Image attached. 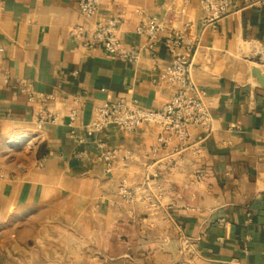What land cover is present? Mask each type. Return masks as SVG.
Wrapping results in <instances>:
<instances>
[{"label":"crops","instance_id":"1","mask_svg":"<svg viewBox=\"0 0 264 264\" xmlns=\"http://www.w3.org/2000/svg\"><path fill=\"white\" fill-rule=\"evenodd\" d=\"M78 1L0 0V264H264V7L205 26L199 0L173 14L172 0H104L90 19ZM118 9L125 45L145 44L137 27L152 16L165 39L181 32L196 43L192 76L212 130L192 127L185 150L161 146L153 123L86 136L100 104L134 98L161 108L173 93L162 78L171 61L164 38L154 65L147 47L132 62L69 35ZM99 140L132 157L105 171ZM155 172L162 205L127 201L121 186L145 187Z\"/></svg>","mask_w":264,"mask_h":264},{"label":"built area","instance_id":"2","mask_svg":"<svg viewBox=\"0 0 264 264\" xmlns=\"http://www.w3.org/2000/svg\"><path fill=\"white\" fill-rule=\"evenodd\" d=\"M103 2L104 0H79L78 4L83 16L90 19L100 11ZM199 2L203 11L205 26L215 25L235 8L264 7V0H199ZM188 4L189 0H172L167 8L173 14L174 8L178 5V8L185 12ZM123 12V9H118L108 20L96 21L91 25L73 24L68 33L71 37L83 38L85 48L91 49L99 46L115 57L132 62H138L142 50L147 47L152 50L153 64L156 65L158 62L156 48L164 38L161 33L165 28L164 21L155 16L143 20L137 27V31L147 37L145 44L140 47L125 45L118 34ZM165 41L171 55V61L162 72V78L173 88L171 99L161 108L145 107L134 98H120L116 101L100 104L96 108L95 117L86 127L87 137L97 140L96 136L104 133L111 124H115L127 132H132L144 123H153L160 129L158 142L161 146L168 147L172 141H177L179 146L177 150L182 151L191 145L192 127H204L208 132H211L212 115L206 101V91L196 84L192 76V60L196 43L192 40H186L181 32L169 34ZM35 97L34 94H30L31 99ZM39 99L45 103L48 96L42 94ZM77 116L78 110L72 109L70 112L71 122ZM58 117V114L52 118L41 116L36 121L37 128L42 129L45 122L48 120L55 122ZM78 140L83 142L84 137H78ZM17 143L18 141H11L10 144ZM201 150L202 147L199 145L194 148L196 153ZM131 157L130 150L121 153L118 148L108 147L101 140L97 142L95 159L104 165L107 172H111L118 162ZM177 162L178 160L175 161V163ZM202 174L201 171L198 176L201 177ZM158 175L159 173L155 172L152 179L146 178V186L142 188L129 190L121 186L126 200L140 199L146 205L154 208L162 205L164 186L153 183L154 178ZM171 206L173 204L169 205V207Z\"/></svg>","mask_w":264,"mask_h":264}]
</instances>
